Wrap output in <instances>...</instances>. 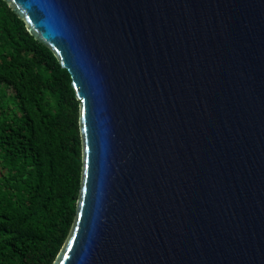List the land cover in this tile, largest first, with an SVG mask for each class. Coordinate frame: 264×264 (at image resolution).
I'll use <instances>...</instances> for the list:
<instances>
[{
  "label": "water",
  "instance_id": "95a60500",
  "mask_svg": "<svg viewBox=\"0 0 264 264\" xmlns=\"http://www.w3.org/2000/svg\"><path fill=\"white\" fill-rule=\"evenodd\" d=\"M79 107L50 264H264V0H3Z\"/></svg>",
  "mask_w": 264,
  "mask_h": 264
},
{
  "label": "trees",
  "instance_id": "16d2710c",
  "mask_svg": "<svg viewBox=\"0 0 264 264\" xmlns=\"http://www.w3.org/2000/svg\"><path fill=\"white\" fill-rule=\"evenodd\" d=\"M80 169L74 90L0 0V264L52 262L74 217Z\"/></svg>",
  "mask_w": 264,
  "mask_h": 264
},
{
  "label": "rangeland",
  "instance_id": "374dc122",
  "mask_svg": "<svg viewBox=\"0 0 264 264\" xmlns=\"http://www.w3.org/2000/svg\"><path fill=\"white\" fill-rule=\"evenodd\" d=\"M9 92V91H8Z\"/></svg>",
  "mask_w": 264,
  "mask_h": 264
}]
</instances>
